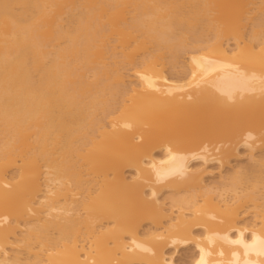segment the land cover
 <instances>
[{"label":"bare ground","instance_id":"obj_1","mask_svg":"<svg viewBox=\"0 0 264 264\" xmlns=\"http://www.w3.org/2000/svg\"><path fill=\"white\" fill-rule=\"evenodd\" d=\"M191 249L264 264V0H0V264Z\"/></svg>","mask_w":264,"mask_h":264},{"label":"rangeland","instance_id":"obj_2","mask_svg":"<svg viewBox=\"0 0 264 264\" xmlns=\"http://www.w3.org/2000/svg\"><path fill=\"white\" fill-rule=\"evenodd\" d=\"M129 17H130V15H129ZM187 60H186V59ZM183 63H187L188 64V62H186V61H188V56H186L185 54L183 55V57H182V60H181ZM185 61V62H184ZM127 66V65H126ZM127 69L128 68H131V66L129 67V65L126 67ZM182 77H178V75H177V79L175 78V76L176 75H173V77H174V79H176V80H178V81H181V80H179V79H182V81H183V74H180ZM133 78H131V80H132ZM133 81H135V79H133ZM236 163V162H235ZM213 179V180H212ZM215 180H217L218 181V177H216V178H207V183H211V181L213 182V183H215L216 181ZM253 208V205H251V203H249L248 204V206L246 205L245 207H244V209L242 210L243 212H244V214L246 213V215H248V217L246 216V217H244L245 219V221H247L246 223H251L252 224V222H253V220L255 219V214H256V210H253L250 206ZM246 209V210H245ZM247 209H249V210H247ZM251 209V210H250ZM245 210V211H244ZM248 211V212H247ZM252 211V212H251ZM254 211V212H253ZM250 212L252 213L251 215H249L250 214ZM247 218V219H246ZM254 218V219H253ZM150 227H153V225H151V224H147V225H145V227H143V231L146 229V230H149L150 229ZM151 229H156V228H151ZM192 253L194 254V249H191V250H189V251H182L181 252V254L179 255V257H178V261H177V263L178 264H190V263H192Z\"/></svg>","mask_w":264,"mask_h":264}]
</instances>
